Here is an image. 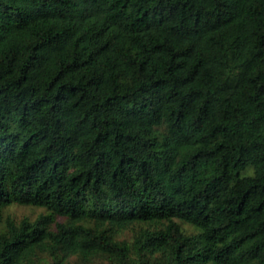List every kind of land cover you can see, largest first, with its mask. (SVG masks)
<instances>
[{
    "label": "trees",
    "instance_id": "obj_1",
    "mask_svg": "<svg viewBox=\"0 0 264 264\" xmlns=\"http://www.w3.org/2000/svg\"><path fill=\"white\" fill-rule=\"evenodd\" d=\"M10 204L0 264H264V0H0Z\"/></svg>",
    "mask_w": 264,
    "mask_h": 264
},
{
    "label": "rangeland",
    "instance_id": "obj_2",
    "mask_svg": "<svg viewBox=\"0 0 264 264\" xmlns=\"http://www.w3.org/2000/svg\"><path fill=\"white\" fill-rule=\"evenodd\" d=\"M43 213H47L43 207L10 204L2 209V220L0 221V230L3 229L4 219L7 216L11 217L15 221H19L24 217L33 220ZM55 220L62 221L63 219L61 217H56ZM180 225L187 234L193 235L198 233V229L193 225L184 222H180ZM104 226L107 227L110 230V232L115 236V238H117L118 240H126L128 242H131L134 236L137 233H139L141 230L146 228L153 229L159 225L154 223L134 222L125 225H116L115 223H105ZM74 259H75L74 257H71L70 258L71 262H73ZM31 260H34V258H32ZM31 260L30 259L26 260L25 263L26 264H33L34 262H37V264L50 263V258L47 255H43V254H40L37 260L33 262ZM93 264H107V261L106 259L100 257L94 259Z\"/></svg>",
    "mask_w": 264,
    "mask_h": 264
}]
</instances>
